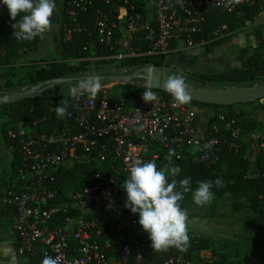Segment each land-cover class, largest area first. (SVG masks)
I'll use <instances>...</instances> for the list:
<instances>
[{
    "label": "built area",
    "instance_id": "2783aa9c",
    "mask_svg": "<svg viewBox=\"0 0 264 264\" xmlns=\"http://www.w3.org/2000/svg\"><path fill=\"white\" fill-rule=\"evenodd\" d=\"M134 1L66 0L61 30L66 36L87 33L94 38L90 44L108 47L111 54L107 59L116 62L143 55L166 59L180 47L205 46L228 38L233 29L227 23L207 31V14L213 8L233 13L244 4L243 0H152L139 10ZM89 12L92 17L81 23L79 16ZM131 35L144 41L147 50L133 46ZM173 42L175 46L171 47ZM129 71L133 69L123 67L111 72ZM147 90L151 89L146 87L129 101L105 95L97 99L94 92L83 88L73 92V103L65 106L64 118L53 121L55 109L51 107L47 114L20 119L8 130L17 178L4 198L13 212L20 258L29 261L42 254L54 258L57 264H110L107 251L112 250L119 264H127L130 253L141 242L148 247L151 242L147 233L145 239L139 237L142 227L138 215L125 208L126 195L121 194L118 175L127 176L134 163L155 162V147L174 148L177 158L192 153L207 163L242 151L245 131L241 116L217 113L202 130L194 106L188 103L178 107L160 90H151L157 100L147 103L143 99ZM49 120L52 131L39 133V124ZM254 136L264 151V129ZM200 150L204 152L199 154ZM80 162L109 163L111 172L93 173L79 189L63 195L52 186L58 171ZM59 194L63 200H58ZM91 214L106 219L104 228L90 218ZM168 249L176 253L160 264H195L185 250Z\"/></svg>",
    "mask_w": 264,
    "mask_h": 264
},
{
    "label": "trees",
    "instance_id": "16d2710c",
    "mask_svg": "<svg viewBox=\"0 0 264 264\" xmlns=\"http://www.w3.org/2000/svg\"><path fill=\"white\" fill-rule=\"evenodd\" d=\"M152 0H135L134 4L137 9ZM260 12V8L256 2L251 4L249 1L244 2L235 12L225 13L218 8H213L211 12L207 14V31L211 30L220 23H227L231 29H233L232 22L228 21L229 17L232 19L241 18L246 20L254 19ZM92 17L91 12L80 15L79 21L84 23L87 19ZM227 18V19H226ZM15 21L11 20L9 17L8 10L6 6H0V58H6L14 55L18 49H30L34 47L38 42L40 37L32 41H18L13 36V28L11 27ZM132 45L135 47H140L141 50H147V44L144 41H139L134 35L130 36ZM225 39L213 41L204 47L206 51L210 50V47L222 43ZM94 42V38L89 36L85 32H79L71 34L66 37L63 31L60 32V44L63 49V60H49L42 61L36 69L31 71L24 78L26 81L23 85L35 86L37 84L44 83L53 79H62V78H75L83 75L84 72H91L93 75L96 74L97 60L91 59L90 54V42ZM175 46V42L171 44V47ZM1 52H4L3 54ZM96 54L99 57H107L111 54V51L106 46H100L96 44ZM73 60L75 62L71 63ZM106 58L100 59L101 64L106 63ZM164 57L160 55H143L138 57L126 58L120 62H117L115 69L127 67L130 69H138L143 66L152 64V65H166L170 66L169 63L164 62ZM241 68L232 67L223 71H220L212 75H204L198 73H192L193 76L204 79L208 82H226V83H235L241 85L247 81H253L258 83L264 79V54H253L246 58H240ZM125 87H131L130 84H126ZM146 87L136 88L132 90L126 97L127 100L133 101L132 97L139 94L141 91L145 90ZM152 91H157L151 89ZM169 95L167 92H164ZM93 95L99 99L102 94L99 92H94ZM170 96V95H169ZM74 93H64L59 95H48L45 93H39L31 98H24L13 103H4V105H9L8 113H2V116L7 117V121L2 124V137L8 146H11V142L7 137V131L14 128L15 124L20 119H27L29 116H40L42 114H47L51 107H54L55 112L51 115V119L54 121L56 119L60 120L61 118L56 114V108L71 106L73 103ZM109 99H118L113 97H108ZM135 98V97H134ZM132 99V100H131ZM257 102V101H256ZM190 105L198 108H207V109H220L227 108L231 109L233 106H216L198 103L190 101ZM260 108L264 110V100L260 101ZM230 114H236L242 118V127L246 133L252 131L256 125L254 120L249 118H244L240 112L230 111ZM215 119V114L211 115L207 120L206 125L209 126ZM52 120L44 121L39 124L38 131L39 133H48L52 131ZM264 129V128H263ZM174 149V148H171ZM170 149H164L161 147H155L154 151L158 153V159L155 161L158 168L167 165V160L165 157L168 156ZM204 151L200 150L198 153H203ZM173 166H179L181 172L176 177L169 176L168 179H176L177 181L183 178H190L191 187L195 189L198 186L200 181H212L215 198H220L221 194L224 192H231L236 195H249L252 193L255 195V199L258 196L264 197V179L262 175L264 174V151L259 150L254 159H250V156L243 157L240 153H228L215 162L207 163L200 156L189 153L186 157L177 158L175 155L172 157ZM253 162L257 165L260 170V174L257 177L249 176V168ZM74 169L79 170L84 175H86L85 180H87L93 173L100 172L103 174H109L110 164L109 163H75ZM59 178L52 183L58 188L62 189L67 187L68 178H71L73 175V170H62L58 171ZM127 178L125 175H118L117 183L122 185L124 180ZM219 179L220 184L216 185L215 181ZM87 182V181H86ZM71 186V185H70ZM80 186L72 183L71 188L77 189ZM69 188V187H68ZM258 201V200H256ZM104 228V226H103ZM105 231V229H104ZM146 246L144 250L141 248ZM147 243H142L138 245L133 252L129 255V260L127 264H160L164 259L170 257L176 252L172 249L156 251L147 248ZM192 250L190 244H188L187 249L185 250V255L187 251ZM45 256L40 254L34 258H31L27 264H41ZM225 259H222V262L218 264H240L238 262L227 263L224 262Z\"/></svg>",
    "mask_w": 264,
    "mask_h": 264
},
{
    "label": "crops",
    "instance_id": "0c3cea01",
    "mask_svg": "<svg viewBox=\"0 0 264 264\" xmlns=\"http://www.w3.org/2000/svg\"><path fill=\"white\" fill-rule=\"evenodd\" d=\"M243 1H249L251 4L256 2L258 4L260 12L254 19L246 20L238 17L232 19V17H229L228 21L233 24V32L222 43L210 47L209 51H206L204 46L194 48L180 47L179 49L172 51L166 57L164 62L190 74L198 73L212 75L223 71L222 69L226 70L232 67L241 68L240 58H246L253 54H264V0ZM65 3L66 0H56L57 6L53 16L52 28L43 37H40L39 42L34 47L30 49H18L14 55L6 58H0V94H8L15 91L17 88H28L27 85H23L26 81L24 78L31 71L36 69L40 62L54 59L63 60V49L60 44V32ZM90 54L91 59L93 60H100L102 58L107 59V57L97 56L95 44H90ZM70 62L73 63L75 61L71 60ZM222 83L227 84L226 82ZM228 84L233 85L235 83ZM88 90L91 92H99L102 95L110 92L104 90L102 87L99 88L98 91L94 88H89ZM260 101L254 102L250 106H246L245 104L233 105L231 109H228L229 112H240L244 118H249L256 122L254 129L249 133H246L243 137V147L241 152L244 158L250 156V159H254L255 154L260 150L254 136L256 132H259L264 128V110L260 108ZM195 109L197 112L198 126L202 130H205L207 127V120L211 115H213L214 110L198 107H195ZM1 116L2 115H0V264H27V260L20 258L17 255V235L12 223L13 212L4 198L7 188L16 181L17 161L13 150L3 140L1 128L2 124L7 121V119H2ZM56 121H58V119H56ZM74 166V164H67L62 169L73 170V175H71V178H68L67 187L60 189L56 185H52L56 190L63 193V195H68L72 190H74L71 188L72 183L76 184V176L80 173L79 170L74 169ZM58 178L59 173H57L56 180ZM83 178H86V175H84ZM58 198V200H63L64 197L59 194ZM90 218H93L94 221L98 222L101 226H105L107 222L102 216H96L95 214H91ZM138 234L141 239H145L146 232L141 230ZM188 237H191V235L188 234ZM145 248L146 246H143L141 249L144 250ZM147 248L152 249L148 246ZM191 251L192 250L187 251L186 257L191 258L189 256ZM107 254L110 264H119L117 256L112 250H108ZM224 262L264 264V258H261L260 260L248 259L246 257L244 258L243 255H234L233 257L225 258ZM194 263L210 264L211 261L204 260L199 263Z\"/></svg>",
    "mask_w": 264,
    "mask_h": 264
},
{
    "label": "clouds",
    "instance_id": "9594fccd",
    "mask_svg": "<svg viewBox=\"0 0 264 264\" xmlns=\"http://www.w3.org/2000/svg\"><path fill=\"white\" fill-rule=\"evenodd\" d=\"M0 6H6L10 19L15 21L11 25L13 36L18 41H32L51 30L57 5L56 0H0ZM96 90H99L98 86ZM164 91L174 99L178 107L191 101L185 81L179 75L174 74L166 79ZM143 99L152 103L157 100V95L147 90L143 93ZM66 113V107L56 108L58 117L64 118ZM173 155L175 150L170 149L165 157L167 165L159 168L154 161L132 164L127 178L120 185L126 194L125 208L138 215V224L148 234L151 248L156 251L167 250L169 247L187 249L188 217L181 207L185 194L191 193L193 203L201 207L211 204L214 198L212 181H200L193 189L190 178L179 181L168 179L181 172L179 166H173ZM215 183L219 185L220 180L217 179ZM41 264H57V261L46 255Z\"/></svg>",
    "mask_w": 264,
    "mask_h": 264
},
{
    "label": "rangeland",
    "instance_id": "374dc122",
    "mask_svg": "<svg viewBox=\"0 0 264 264\" xmlns=\"http://www.w3.org/2000/svg\"><path fill=\"white\" fill-rule=\"evenodd\" d=\"M151 9V5L147 7ZM150 13V12H149ZM121 30L124 31V20H121ZM96 74L84 72V77L100 76L112 74L118 65L116 61L107 59L105 64L97 60ZM224 70V69H222ZM129 71L127 74L132 73ZM114 74V73H113ZM264 79V76L262 77ZM264 82V80L260 81ZM258 82V83H260ZM85 80L72 81L70 83H61L53 86H43L39 93L48 95H57L59 93H72L83 88H103L112 93H106L105 96L113 98H126L127 95L136 88L145 86V80L141 78L132 79L125 82L110 83L102 81L95 83L90 81L87 86ZM130 84L131 87H125ZM255 84L253 81H247L241 85L225 84L222 82H212L207 85L209 88H229L236 86H249ZM31 87V86H28ZM3 95V94H0ZM135 97V96H134ZM132 97V99H134ZM131 99V100H132ZM254 103V102H253ZM253 103H243L250 106ZM236 104V105H243ZM9 105L0 104L1 112L8 113ZM229 113L227 108L215 109L213 114ZM2 119H7L1 116ZM194 152V151H192ZM242 155V152H240ZM88 165V163H87ZM81 173V175H80ZM77 174L76 184L82 186L85 180L84 174ZM75 190V189H74ZM121 194L126 195L121 188ZM250 193L249 195H236L231 192H224L220 198H213L211 204L197 206L193 203L191 193H187L181 201V207L187 213V234H190V246L192 251L189 253L191 259L199 263L204 260L211 261L210 264H218L222 259L233 257L234 255H243L248 259L264 258V197ZM258 200V201H256ZM187 253V252H186Z\"/></svg>",
    "mask_w": 264,
    "mask_h": 264
},
{
    "label": "water",
    "instance_id": "95a60500",
    "mask_svg": "<svg viewBox=\"0 0 264 264\" xmlns=\"http://www.w3.org/2000/svg\"><path fill=\"white\" fill-rule=\"evenodd\" d=\"M181 76L187 86V90L191 95V101L216 105V106H233L236 104L253 103L256 101L264 100V82L255 83L249 86H236L229 88H209L208 82L204 79L193 76L173 66L166 65H146L142 68L134 69L130 74H108L100 76L89 77H75V78H62L46 81L35 86L25 89L17 88L15 91L8 94L0 95V104L13 103L24 98H31L43 90V86H53L61 83H70L72 81L85 80L84 85L90 81L99 83L102 81L117 83L125 82L136 78L145 80V86L149 89L164 91V84L166 79L172 75ZM249 176L257 177L260 170L255 163L251 164L249 168Z\"/></svg>",
    "mask_w": 264,
    "mask_h": 264
}]
</instances>
